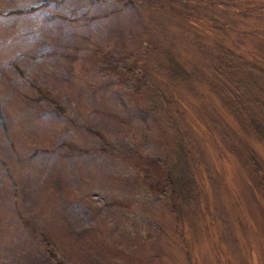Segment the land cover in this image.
Instances as JSON below:
<instances>
[{"label": "rangeland", "instance_id": "1", "mask_svg": "<svg viewBox=\"0 0 264 264\" xmlns=\"http://www.w3.org/2000/svg\"><path fill=\"white\" fill-rule=\"evenodd\" d=\"M180 5L0 0V264H264V142L201 78L169 77L166 53H194ZM199 6L201 28L211 18L264 25ZM211 56L199 57L204 71ZM251 70L249 85L230 81L264 116V81ZM179 148L200 176L181 230L167 186L142 182L154 171L146 159L167 167Z\"/></svg>", "mask_w": 264, "mask_h": 264}, {"label": "trees", "instance_id": "2", "mask_svg": "<svg viewBox=\"0 0 264 264\" xmlns=\"http://www.w3.org/2000/svg\"><path fill=\"white\" fill-rule=\"evenodd\" d=\"M168 1L172 3L178 2L183 6L185 5L180 14H182V16L185 17V21H187V31L192 33L190 41H192L194 49V53L190 55L185 62L181 61L178 57H171L168 53H166L167 71L169 77L186 81L197 77L201 78L204 84L211 89H209L210 95L218 97V100H221L219 101L221 106L225 107L229 112H232L234 117H237L236 120L238 121L239 126L242 125V127L248 129L254 134V136L264 142V116L259 104H253L248 101L249 96L247 95V92L245 91V95L243 93L241 94V87L234 84L242 83L243 85H249L251 81L256 80V78L250 73L252 72L251 68L255 71L258 70L257 72L260 74L258 79L260 81H264V53L260 54L257 51V48H249L248 45L242 41L245 39L234 36V34H244V36H249L252 39L256 38V43L261 49L264 47V25L255 24L253 26L241 27L239 24H235L237 23L236 21L233 23L231 20V23H218L219 21H217L215 24L213 21L214 19L211 18L206 20L204 27L201 28V25L198 24L200 23L199 18L193 17L195 16L194 8L198 7L200 10L199 5L202 3H205L207 6L214 7L222 13L233 12L236 16L245 17L247 14H254L264 17V0H242L244 3H238V1H235L236 3H228V0ZM185 2L189 3L186 5L184 4ZM174 8L178 9V6H174ZM206 10L207 7H205L202 12L206 13ZM217 35H219V38L221 39H218ZM225 37H228V40L231 41L228 46L220 41L227 40L224 39ZM147 45L145 48H147ZM200 53L212 54L211 58L206 60L205 71L204 68L199 65L201 62V60H199V57L201 56ZM222 64H226V67L231 66L233 71L229 74L224 73L221 68ZM141 65L143 64L141 63ZM231 75H233V77ZM233 78H235L234 81ZM230 80L234 83H231ZM173 100L178 102L177 99ZM165 102L166 103L163 101L164 107L168 104L167 101ZM216 118L218 119V122H223V116L221 117L217 115ZM226 124L230 125L229 123ZM136 153L137 152L134 148V151L131 152V156L135 157V163H133L135 167H137L138 162H140V158ZM175 156L176 159L173 164L165 163L167 164V167L162 165L157 160L146 159V163H144L145 167H147V170L149 167H152L154 171H151L148 176L145 172V176L142 177V182L153 191L158 189L161 183L164 184V186H167L169 191L167 195V204L169 205L172 217L171 223L173 224L171 229L176 227L178 228L177 230H181L183 228H181L180 225L182 226L183 224H186V228L184 229L189 228L187 226L188 223H184L183 221L185 219L184 216L187 213V209H190L191 199L194 201L195 206L198 204L196 196L199 194L197 183L198 177L200 176L188 167L191 162V151L189 148H186L185 150L179 148L176 151ZM239 159L240 158H237L238 161H240ZM248 160L252 170L257 172L260 169V165L255 159V156L250 155ZM151 174H156V178L158 179L155 182L151 181ZM243 175L245 180L248 181L246 179L247 175ZM262 175H264V171L259 174L260 177H262ZM153 176L155 177V175ZM259 183L261 184L263 182L259 180ZM28 228L31 234L39 233L38 229H31L32 226H29L27 223L26 229Z\"/></svg>", "mask_w": 264, "mask_h": 264}]
</instances>
